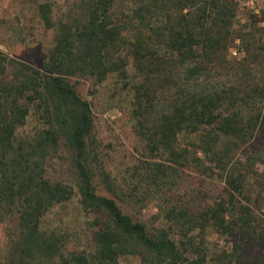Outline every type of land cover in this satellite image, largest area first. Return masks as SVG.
Returning <instances> with one entry per match:
<instances>
[{
  "label": "trees",
  "instance_id": "16d2710c",
  "mask_svg": "<svg viewBox=\"0 0 264 264\" xmlns=\"http://www.w3.org/2000/svg\"><path fill=\"white\" fill-rule=\"evenodd\" d=\"M38 11L46 26H54L52 45L40 66L0 51V222L15 217L17 230L4 264H116L131 254L142 264H206L201 242L196 245L190 234L197 228L201 235L203 223L193 222L187 209L169 204L167 194L179 168L188 163L181 142L192 151L199 148L218 168L230 160L223 137H247L264 128V104L257 105L264 100L262 86L247 117L221 109L238 102V95L247 105L254 91L246 80L241 90L233 84L227 91L212 73L216 52L224 49L225 32L220 29L227 32L232 26V0H78L73 19L56 23L49 22L47 5H39ZM259 44L264 55V31ZM128 58L133 82L128 80ZM233 65L239 83L245 69L241 60ZM111 75L131 87L134 129L150 156L132 170L136 179L125 185L127 192L96 163L100 183L111 195L103 196L93 184L92 112L70 79L89 77L100 83ZM59 148L69 158V178L47 175L51 160L60 158ZM250 148L245 150L248 164L264 161V146ZM202 163L196 164L206 173L210 167ZM235 174L228 172L226 198L200 214L222 232L230 228L227 218L236 216L250 231L249 208L235 200L241 187ZM138 190L142 196L136 199ZM148 195L168 228L174 227L176 239L165 230L157 237L148 234L142 221L133 220L116 203L135 204ZM74 197L88 219L86 249L68 250L62 232L43 222L52 207ZM233 251L228 262L236 259ZM242 264H264V252Z\"/></svg>",
  "mask_w": 264,
  "mask_h": 264
},
{
  "label": "rangeland",
  "instance_id": "374dc122",
  "mask_svg": "<svg viewBox=\"0 0 264 264\" xmlns=\"http://www.w3.org/2000/svg\"><path fill=\"white\" fill-rule=\"evenodd\" d=\"M78 0H0V51L16 60L24 61L33 66H40L46 51L52 45L54 26H46L38 11L39 5H47L49 22L68 21L73 19V7ZM235 15L232 26L227 32L220 29L225 37L224 49L216 52L212 73L225 90H237L245 84L253 87L248 104L244 105L237 96L236 103L231 106L225 104L224 113H236L247 117L251 114L260 97L258 87L264 88V55L259 44V34L264 31V0H232ZM247 42H253L250 45ZM226 46V49H225ZM246 52L243 50H245ZM242 58L244 60L242 61ZM241 60L245 69L243 78L237 82L234 61ZM132 61L128 58V80L135 81ZM243 81V83H241ZM70 83L77 94L90 106L92 112V130L90 133V147L96 152V159L92 165L95 192L103 196H111L100 183L98 169L106 171L115 182L124 184L123 190L136 179L132 171L145 157L150 156L144 143L138 138L134 129L132 115L133 99L130 85H123L114 75L108 76L100 83H95L89 77H75ZM131 84V83H130ZM232 98V97H231ZM264 104L258 102L257 105ZM250 107V109H248ZM182 132L178 139L182 138ZM187 142V140H186ZM222 148L228 151L229 162L221 167L211 165L199 148L192 151V146L181 142L188 150V163L179 168V176L167 194L170 203L187 209L192 215L193 222L203 223L201 235L197 228L190 231L194 242H201L200 252L206 256V264H242L246 259H258L264 252V161L248 164L245 150L259 149L264 146V128L253 131L251 136L236 138H222ZM220 151V148L218 149ZM194 152V154H193ZM60 158L51 160V167L47 168V175L51 178H69V158L59 148ZM57 155V156H58ZM152 155V154H151ZM195 156L197 158L193 159ZM202 161L210 169L204 173L196 164ZM96 163L100 167H96ZM64 171L63 173L60 171ZM239 176L241 183L240 194L235 196L239 204L249 208L247 216L250 231L239 223L238 216L230 221L228 231L218 230L209 220L203 221L200 214L212 206L219 199L226 198L230 192L226 179L228 172ZM127 183V184H125ZM127 187H126V186ZM123 193L119 197H123ZM136 199L142 196L139 190L134 195ZM149 195L135 204L130 201L116 200L121 210L133 220L144 223L148 234L159 236L162 230L173 237L174 227H171L157 212L155 200H149ZM158 203V202H157ZM87 217L79 211L75 197L70 201L52 207L44 217V224L55 227L62 232L68 250H80L90 247L89 231L86 224ZM233 221V222H232ZM17 233L15 217L0 222V264L5 262V254L10 239ZM235 247V252L233 251ZM234 252L236 259L227 255ZM116 264H142L136 254L119 257Z\"/></svg>",
  "mask_w": 264,
  "mask_h": 264
}]
</instances>
